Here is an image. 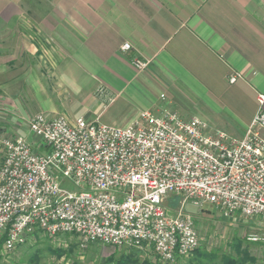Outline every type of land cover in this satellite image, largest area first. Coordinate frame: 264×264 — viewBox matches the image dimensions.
<instances>
[{
    "label": "built area",
    "instance_id": "1",
    "mask_svg": "<svg viewBox=\"0 0 264 264\" xmlns=\"http://www.w3.org/2000/svg\"><path fill=\"white\" fill-rule=\"evenodd\" d=\"M133 65L145 71L150 61L135 57ZM98 95L112 101L105 88ZM257 103L242 136L169 108L143 111L127 126L37 114L28 131L38 148L22 134L3 142V248L16 250L37 234L73 235L82 247L138 249L168 263L199 247L190 205L264 220V93ZM247 240L264 244V232Z\"/></svg>",
    "mask_w": 264,
    "mask_h": 264
},
{
    "label": "crops",
    "instance_id": "2",
    "mask_svg": "<svg viewBox=\"0 0 264 264\" xmlns=\"http://www.w3.org/2000/svg\"><path fill=\"white\" fill-rule=\"evenodd\" d=\"M26 1L0 0V66L2 55L6 62L0 90H9L14 101L36 96L42 103L46 83L54 87L58 80L62 94L84 92L85 100L99 104L95 93L102 84L110 102L131 91L157 111L175 104L162 84L181 82L187 100L216 88L219 94L210 96L220 113L213 126L242 136L252 122L257 95L264 93V0H38L50 3L45 10L30 9ZM42 38L59 50L56 62L45 59ZM126 42L130 52L122 49ZM135 57L149 60V68L137 70ZM15 63L21 80L13 75ZM234 73L243 78L231 83ZM53 107L49 113H58ZM24 108L19 114L25 118L38 112ZM193 116L184 106V117Z\"/></svg>",
    "mask_w": 264,
    "mask_h": 264
},
{
    "label": "rangeland",
    "instance_id": "3",
    "mask_svg": "<svg viewBox=\"0 0 264 264\" xmlns=\"http://www.w3.org/2000/svg\"><path fill=\"white\" fill-rule=\"evenodd\" d=\"M25 3L28 8L34 10H45L50 7L48 1L27 0ZM42 40V43H44L43 52L44 57H46L45 59L56 62L55 58L58 57L57 51L59 50L55 48L50 38L46 39V41H44L45 38H42ZM1 58L0 77L4 79L6 62L3 55ZM18 62L16 61V63ZM16 63L12 67L15 71H13V75L17 79H20L22 74L17 69L20 65ZM49 75L50 82H52V78L55 79V75L52 71H49ZM53 83L54 87L49 86L51 85L50 83H46L44 88L49 93L42 99V103L40 97L36 96H23L14 101V98L8 95L9 90H0V165L5 155L3 142L6 138L22 134L27 136L36 148L39 147L38 139L29 134L28 131L30 120L37 114H45L47 116L64 115L73 120L82 116L88 121L98 119L99 122L108 125L127 126L141 112L149 110V104L142 100L136 92L128 91L118 97L115 102H110V100L98 95L100 87L106 89L101 84L95 93L99 98L98 102H100L99 104L96 103V105L92 98L85 100L86 93L62 94L65 91L64 82H61L62 85L58 80ZM174 85L175 83L173 82H164L162 84L164 88H167L171 92L174 98L175 104L171 108L172 110L178 111L184 116L185 106L191 115H197L206 119L211 124L213 123V119L216 121L220 109L215 105L213 100L214 95L219 94L216 93L215 87L208 86L210 88L208 93H215L207 94L205 90L200 89L199 91H195L200 94L199 96L192 94L191 97L193 98L187 100L188 98L184 97V87H181L183 84L181 82L178 84L177 82L176 87H179L178 89ZM220 85H223V83H220ZM226 87V89L229 88V86ZM163 92H160V94ZM101 103H104L106 108L102 116L96 118L99 110L104 108L103 105L100 108ZM54 104L58 113H49L47 109L53 107ZM21 107L30 108L38 112L33 111L31 116L28 115L29 117L25 118L24 115L19 114ZM221 114L231 119L230 114L228 115L223 112ZM17 115L21 118L16 119L12 117H18ZM220 129L228 131L225 128ZM66 186L71 190H75L72 182H67ZM188 211L193 215L199 232V247L192 254L185 258H179L175 262L161 263L156 260L152 252L107 246L98 242L82 247L78 239L73 235L53 238L44 234H37L13 251H7L3 248L1 245L3 237L0 236V264H222L225 256L238 259V245H240L241 252H247L250 257L255 259V262L249 260L243 261L244 264H264V244H256L247 240V236L250 233L264 232V220L257 217H247L238 212L228 214L211 204L206 205L203 209L190 205L188 206Z\"/></svg>",
    "mask_w": 264,
    "mask_h": 264
},
{
    "label": "trees",
    "instance_id": "4",
    "mask_svg": "<svg viewBox=\"0 0 264 264\" xmlns=\"http://www.w3.org/2000/svg\"><path fill=\"white\" fill-rule=\"evenodd\" d=\"M178 198H176L175 200H173L174 204L177 202ZM6 239V236H3V238L1 239L2 242H1V245L3 246V243ZM237 247V246H236ZM238 259H234L233 257L231 256H225L224 257V262L222 264H244L243 261H246V260H249L251 262H255V259L250 257L248 255L247 252H241L240 251V245H238Z\"/></svg>",
    "mask_w": 264,
    "mask_h": 264
}]
</instances>
